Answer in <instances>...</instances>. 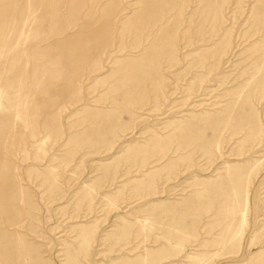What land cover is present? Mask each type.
<instances>
[{"label":"rangeland","instance_id":"374dc122","mask_svg":"<svg viewBox=\"0 0 264 264\" xmlns=\"http://www.w3.org/2000/svg\"><path fill=\"white\" fill-rule=\"evenodd\" d=\"M0 264H264V0H0Z\"/></svg>","mask_w":264,"mask_h":264}]
</instances>
